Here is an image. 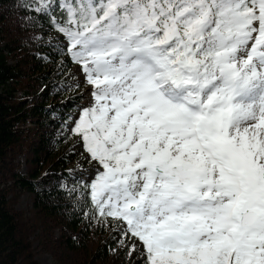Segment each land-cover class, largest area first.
Listing matches in <instances>:
<instances>
[{
    "label": "snow or ice",
    "instance_id": "1",
    "mask_svg": "<svg viewBox=\"0 0 264 264\" xmlns=\"http://www.w3.org/2000/svg\"><path fill=\"white\" fill-rule=\"evenodd\" d=\"M18 6L90 85L81 211L142 264H264V0Z\"/></svg>",
    "mask_w": 264,
    "mask_h": 264
},
{
    "label": "trees",
    "instance_id": "2",
    "mask_svg": "<svg viewBox=\"0 0 264 264\" xmlns=\"http://www.w3.org/2000/svg\"><path fill=\"white\" fill-rule=\"evenodd\" d=\"M20 3L0 0V264H43L39 253L56 264H142L71 194L81 187L69 169L76 153L68 125L83 98L69 87L75 62L46 46L55 32L34 38L43 28L25 19ZM22 193L31 201L17 209Z\"/></svg>",
    "mask_w": 264,
    "mask_h": 264
},
{
    "label": "rangeland",
    "instance_id": "3",
    "mask_svg": "<svg viewBox=\"0 0 264 264\" xmlns=\"http://www.w3.org/2000/svg\"><path fill=\"white\" fill-rule=\"evenodd\" d=\"M72 75H71V81L69 82V87L70 90L72 92H77L78 94H80L83 99L80 101L81 105H87L90 101V99H92V97L90 96L89 93V88L90 85H88L86 83L85 77L83 75V72L81 69L78 68L77 64L75 63L73 69H72ZM77 114V113H76ZM72 122H70L69 126L71 125ZM73 149L75 150V159L72 161V163L69 166L70 169V173L73 177L77 178L78 180L81 178H86L88 176H92L95 174V170L97 168V165L95 163V161H93L92 159H86V153L84 152V150L82 149L79 141L77 140L76 136H74V140H73ZM27 156L23 155L20 158V162L22 163L21 166V171L24 172L27 167H28V162L26 161ZM11 184V181H8ZM70 181H65V184H69ZM31 201V196H29L28 193H22L20 198H18L17 204H16V208L18 209H26L28 207L29 202ZM90 217V216H89ZM91 221H93V223H97L99 225H105L107 226L108 221L104 220L103 218L97 217L94 219H91ZM104 226V227H105ZM114 227L117 231V225L115 224V222H113L112 226ZM119 243L123 244V237L122 236H118ZM130 254H132V250H130ZM38 258L39 260L43 263V264H56V262L54 261V259L51 257V255H49L48 253H39L38 254Z\"/></svg>",
    "mask_w": 264,
    "mask_h": 264
}]
</instances>
